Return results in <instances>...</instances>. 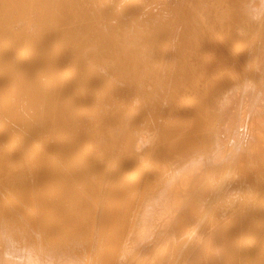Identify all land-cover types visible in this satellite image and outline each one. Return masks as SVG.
<instances>
[{
  "label": "bare ground",
  "instance_id": "6f19581e",
  "mask_svg": "<svg viewBox=\"0 0 264 264\" xmlns=\"http://www.w3.org/2000/svg\"><path fill=\"white\" fill-rule=\"evenodd\" d=\"M0 264H264V0H0Z\"/></svg>",
  "mask_w": 264,
  "mask_h": 264
}]
</instances>
